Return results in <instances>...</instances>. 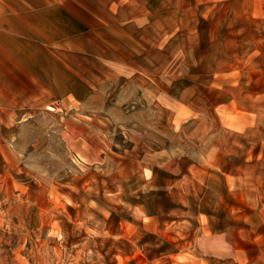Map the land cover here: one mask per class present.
Here are the masks:
<instances>
[{"label": "crops", "instance_id": "obj_1", "mask_svg": "<svg viewBox=\"0 0 264 264\" xmlns=\"http://www.w3.org/2000/svg\"><path fill=\"white\" fill-rule=\"evenodd\" d=\"M86 95L92 128L114 114L105 118L142 149L122 155L138 163L130 183L156 182L163 168L186 208L200 201L188 233L204 251L264 243V0H0V178L17 156L3 128L17 122L18 97ZM149 129L167 137L161 149L145 151ZM106 145L92 138V155Z\"/></svg>", "mask_w": 264, "mask_h": 264}, {"label": "rangeland", "instance_id": "obj_2", "mask_svg": "<svg viewBox=\"0 0 264 264\" xmlns=\"http://www.w3.org/2000/svg\"><path fill=\"white\" fill-rule=\"evenodd\" d=\"M80 87L88 93L87 82ZM89 99L18 97L17 122L3 128L17 156L11 178H0V264H247L255 253L263 255L254 264H264L261 240L248 250L244 241L234 250L226 240L215 241V253L194 241L188 229L196 223L187 213L198 211L200 201L190 200L186 208L185 195L170 191L172 178L163 168L156 182L130 183L126 175L138 163L124 166L122 155L129 149L137 158L142 149L126 143L125 130L105 118L114 114L101 111L107 124L92 128ZM147 135L145 151L161 149L167 140L152 129ZM92 138L107 143V154L92 155ZM174 163L161 160L166 168ZM206 199L210 207L217 203L216 194ZM159 214V224L148 221ZM225 243L230 251L217 255Z\"/></svg>", "mask_w": 264, "mask_h": 264}]
</instances>
